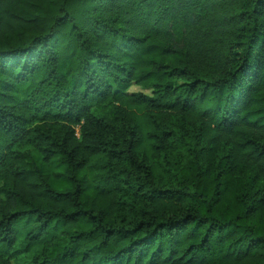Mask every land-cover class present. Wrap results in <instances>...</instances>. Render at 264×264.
<instances>
[{"label":"trees","instance_id":"obj_1","mask_svg":"<svg viewBox=\"0 0 264 264\" xmlns=\"http://www.w3.org/2000/svg\"><path fill=\"white\" fill-rule=\"evenodd\" d=\"M20 263L264 264V0H0Z\"/></svg>","mask_w":264,"mask_h":264},{"label":"rangeland","instance_id":"obj_2","mask_svg":"<svg viewBox=\"0 0 264 264\" xmlns=\"http://www.w3.org/2000/svg\"><path fill=\"white\" fill-rule=\"evenodd\" d=\"M128 91L129 92H141V93H144L146 95H151V90L150 89H142V88H139L136 85H131L129 87ZM20 264H23V263H20Z\"/></svg>","mask_w":264,"mask_h":264}]
</instances>
